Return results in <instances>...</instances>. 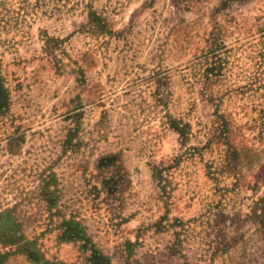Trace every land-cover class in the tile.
<instances>
[{"label":"rangeland","instance_id":"1","mask_svg":"<svg viewBox=\"0 0 264 264\" xmlns=\"http://www.w3.org/2000/svg\"><path fill=\"white\" fill-rule=\"evenodd\" d=\"M0 264H264V0H0Z\"/></svg>","mask_w":264,"mask_h":264}]
</instances>
